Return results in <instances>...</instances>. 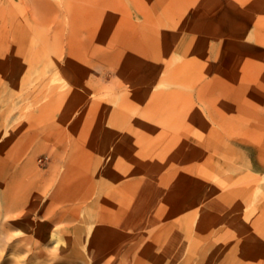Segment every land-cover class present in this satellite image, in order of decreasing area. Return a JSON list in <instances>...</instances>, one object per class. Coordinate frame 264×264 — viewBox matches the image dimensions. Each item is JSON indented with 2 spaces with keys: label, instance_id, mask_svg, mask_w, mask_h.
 I'll list each match as a JSON object with an SVG mask.
<instances>
[{
  "label": "rangeland",
  "instance_id": "374dc122",
  "mask_svg": "<svg viewBox=\"0 0 264 264\" xmlns=\"http://www.w3.org/2000/svg\"><path fill=\"white\" fill-rule=\"evenodd\" d=\"M2 255L264 264V0H0Z\"/></svg>",
  "mask_w": 264,
  "mask_h": 264
},
{
  "label": "bare ground",
  "instance_id": "6f19581e",
  "mask_svg": "<svg viewBox=\"0 0 264 264\" xmlns=\"http://www.w3.org/2000/svg\"><path fill=\"white\" fill-rule=\"evenodd\" d=\"M92 17L93 18H91V16H90V19L89 20H86L84 22L85 23V27H83V28L86 29L88 26H90L91 29H92V30H90V33H93L92 36L94 37V39H96L97 38V34L99 32V30H98V28H99V25H98L99 22H98V17H97V14L96 13H94L92 15ZM145 55L147 56V53H145ZM145 55L143 54V56L145 57L143 61L140 60V61H137L136 62V64H138L140 67H143V68L146 66V56ZM123 67H125V66H123ZM1 257H2V262H0V264H12V263H15L13 260H11L9 258H6L3 255Z\"/></svg>",
  "mask_w": 264,
  "mask_h": 264
}]
</instances>
